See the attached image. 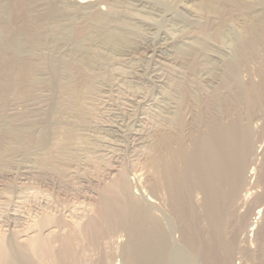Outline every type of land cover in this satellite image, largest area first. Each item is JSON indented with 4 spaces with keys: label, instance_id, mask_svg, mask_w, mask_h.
Here are the masks:
<instances>
[{
    "label": "rangeland",
    "instance_id": "1",
    "mask_svg": "<svg viewBox=\"0 0 264 264\" xmlns=\"http://www.w3.org/2000/svg\"><path fill=\"white\" fill-rule=\"evenodd\" d=\"M101 1L117 14L121 12L116 18L119 26L109 32L104 30L105 33L92 29L93 34L92 30L84 29L87 25L84 21L88 12H95L94 8L75 5L74 0H0V54L5 55L0 69V264H138L134 255L136 207L131 203L133 199L140 205L139 210L149 209L159 219L160 229L170 246L166 264H199L190 247L182 242L176 222L157 196L140 184L139 187L132 170L139 159L150 154V134L163 123L160 96L164 90L170 92L167 80H172L170 86L178 80L170 72L186 67L185 64L182 68L178 60L174 62L175 55L179 52L185 58L191 57L185 54H195L201 48L214 51L220 60H232L241 38L249 36V28L253 24L262 26L264 0H233L235 13L226 15L222 23L218 18L223 14L217 3L208 7L209 12L208 8L205 12L202 9L201 14L199 0H141L146 5L143 9L142 5L139 7L140 0ZM125 13L129 15L124 17ZM196 13L212 17L214 26L201 29L202 18ZM2 21L10 29H4ZM20 24H26L31 35L20 34ZM125 24L127 30L119 28H125ZM186 34L196 37L186 40ZM102 37L107 39L106 45L100 40ZM134 43L135 47L139 43L138 48ZM120 44L132 51L121 53ZM155 45L165 46L160 57H150L148 50L139 48ZM23 56H31L33 60L24 69L21 84L24 92L19 94L15 88L20 77L16 61ZM220 60L206 58L202 62L213 67L211 74L218 76L214 68L222 63ZM99 61L101 64L97 66ZM73 64L81 67L84 74L79 87L69 77ZM153 66L161 67L157 72L164 74L162 80L167 82L163 80L160 85L153 81L150 73ZM196 81L200 83L195 84L198 91H211L216 86L198 78ZM195 98L199 100L198 95ZM32 99L36 100V106L29 105V108L22 103ZM154 113L160 114L159 118ZM148 196L153 201H148ZM185 224L190 227L192 239L198 240L200 234L192 223ZM252 236L247 244L240 238L229 239L228 243L235 241L232 246L237 243L230 247L233 264H252L259 257L258 243ZM240 242L247 246V251L246 247L239 246ZM253 252L257 256L251 255Z\"/></svg>",
    "mask_w": 264,
    "mask_h": 264
},
{
    "label": "bare ground",
    "instance_id": "2",
    "mask_svg": "<svg viewBox=\"0 0 264 264\" xmlns=\"http://www.w3.org/2000/svg\"><path fill=\"white\" fill-rule=\"evenodd\" d=\"M134 1L136 2V0ZM104 2H102L101 0H74L75 5L81 7H93L95 10V12H90V14L88 12V15H86L88 21H84V18L82 19V21L87 22V25L82 22L85 24L84 29H98L99 32L101 30L102 32L104 30L109 32V29H114L119 26L117 25L119 24L118 22L116 24V18L117 16H120L119 14L121 12L117 14L115 10L112 11V9L107 7ZM106 2L108 1L106 0ZM139 2L140 7L142 5L141 0ZM199 2L200 4H197V6L200 5L201 7V9H197L199 13L200 10L202 12V9L204 10V12L207 11L205 10L206 8L211 6L213 3H217L223 14L222 18H218L220 20H224V17L226 15H234L235 13L233 0H199ZM144 5L141 6V9H143L142 7L146 6ZM146 11L147 10H145V12ZM152 14L153 12L151 13V15ZM201 14H203V12ZM201 14L198 15L196 13L199 19L200 17L202 18V20L199 22L201 23L199 25L203 27L201 29H209L214 22L212 21L213 19L211 20L212 17L209 19L206 15L200 16ZM127 15L129 14L125 13L124 17H126ZM208 16L210 17V15ZM113 19H115V24L112 23L114 21ZM141 20L139 21L141 22ZM143 20L141 24L144 23ZM222 20L221 23L223 22ZM261 21V27L253 24L249 28V36H243L241 38L232 60H220L214 53V51L209 52L203 49L201 50V48H197L194 52L195 54L186 53V56L191 55V57L187 56L186 58L185 56H183V54L181 56L178 54L179 52L177 53V51H175L177 54H174V62L175 60H178L182 65V68L185 64L186 67H184V69L182 70H180V68L179 70L173 69L174 72H170L171 68H168V72H170V74L174 73L175 80L178 79L176 82L177 84L170 86L172 80L170 79V82L169 80H167V82L163 79L168 84H170L168 85L165 82L170 88V92L168 91L167 93V91L165 90L164 92L160 90L162 92V96L159 95L160 97H162V104L159 110L161 114L160 118L163 123L156 130L154 129L150 134V140H152L150 154L139 159L132 170L133 176L138 181L137 184H140L141 188L144 187V189L146 188L147 190H149L153 195H155V197L157 196L159 202L168 211L172 219L176 222L178 229L182 235V242L184 243V245L190 247V250L195 256L194 258L199 262V264H233V251H231L233 249L231 248L235 247L237 243L232 246V243H234L235 241H232V243H228L231 242V240L229 241V239L237 240L240 238L239 240L244 241L247 244L252 240L250 238L252 235L254 236V242L258 243L257 255L259 256V262L257 263V258L256 261H253V263L256 262L257 264H264V16L261 18ZM218 22L219 20L215 21L214 24ZM2 24L4 26V29H10V25L7 22L2 21ZM126 25L127 24H125V28H123L122 26H120L119 28L127 30L128 27L126 28ZM218 25H216L215 27L217 28ZM20 27L22 29H20ZM139 28L137 29L139 30ZM18 29H20L19 33L24 37L31 35V30L26 24L18 25ZM98 30H96V33ZM106 31H104V33ZM102 32L101 35L98 34V36L100 35L99 37L102 36ZM126 32L127 31H125V33ZM187 34L185 35L186 40L193 37V35ZM174 37L177 36L174 35ZM194 37H196V35H194ZM103 38L104 37H102V39L100 38V40L104 43L103 45H106V42H104L105 38ZM98 39H96V43L98 42ZM133 39L134 37L132 36V40ZM186 40L184 42H186ZM101 41L99 42L101 43ZM105 41H107V39ZM117 41L118 43L120 42L119 40ZM188 41L187 43H189L190 45L191 41ZM113 43H110V45H113ZM139 43H137L136 47ZM135 44L136 43L132 45L134 46ZM165 44H169V42H165ZM171 44L172 43H170V45ZM98 46H100L99 43ZM113 46H116V44ZM113 46L111 47L114 49ZM119 46L121 47H119L118 50L121 48V53L130 52L131 50V48H127V45V47H123L121 44ZM142 46H140L139 48L148 50V52L151 53L150 57H160L159 53L161 52V50L165 49V46L163 45H155L156 47L153 48H146ZM107 47H109V44H107L106 49ZM102 49L104 50L105 48L102 47ZM174 55L170 54V56ZM177 55L181 59H179ZM200 56H203L204 59H199ZM3 57L0 54V69H2V66L4 65ZM115 58L112 57V59L114 60ZM169 58L170 57L168 56V59ZM206 58L211 60L213 59V61H222L219 66L214 68L218 70V76L211 74V72L213 71V67L210 68L211 66L209 67L207 66V63L202 62L206 60ZM124 59L125 58H121V60ZM32 60L33 58L31 56H23L16 61V68L17 72H19L20 77L19 82H16L17 86L15 88L17 93L19 94H22L24 92L23 86L21 85L23 81L24 69L28 68ZM119 60L117 59L116 61ZM96 61L97 60H93L94 63H96ZM100 64L101 62L99 61V65L97 66H100ZM132 65H134L133 62ZM169 65L170 67L172 66L170 63ZM159 68L161 67L156 66L153 69L151 68L150 73L153 81H156L161 85L164 82L162 80L164 74L161 75L157 72ZM82 72L83 71L81 67L77 66L76 64H73L70 67L69 77H71V81L73 82L75 87H79L82 77L84 76ZM120 74L118 75L122 77ZM148 75L150 76V74ZM171 77L173 78L174 76L172 75ZM196 78H198V80L204 82L205 84L214 83L216 85L214 90L198 91L195 84L198 85L197 83L199 82L196 81ZM121 81L122 80H120L119 82ZM237 81L239 83H237ZM195 89L198 91L197 94H194ZM196 95L199 96V100L195 98ZM29 101L34 102L28 103ZM29 101H22V103L25 102L26 106L31 105L32 107L37 103L36 100L33 99ZM159 102L157 103L159 104ZM31 106H29V108ZM10 110L12 111V109ZM156 114L159 118L160 114ZM156 114L154 113V115ZM167 114H171L172 116L168 117ZM150 192L148 193L150 194ZM147 199L148 201H153V199L149 196L147 197ZM131 203L136 207L134 210L135 220L133 230L136 237V243L134 245V255L138 264H166L165 261L168 259L167 257L169 255L170 246L168 245V242L164 238L165 236L160 229V221H158L159 219L157 220V216H154L152 214V211L149 209L147 211L139 210L140 205L136 203L134 199L131 200ZM188 222L192 223L196 231L200 234V237L198 236V240L196 241L192 239L193 237L191 235L189 225L185 224ZM256 243H254V245ZM240 244L241 242L239 243V246ZM252 245L248 244V246ZM242 247L244 249L245 247L247 248V246L244 247L243 245ZM249 248L252 249L251 247ZM238 249L241 250V253L244 252V250H242L241 248L238 247ZM255 249L257 250L256 247L254 248V250ZM247 250L248 248L246 249V251ZM248 252L245 253L246 255L244 254L245 257L248 256ZM255 253L256 252H253L251 253V255H256ZM251 260H253V257ZM245 261L247 260H244V262ZM248 264H251V262H249Z\"/></svg>",
    "mask_w": 264,
    "mask_h": 264
}]
</instances>
